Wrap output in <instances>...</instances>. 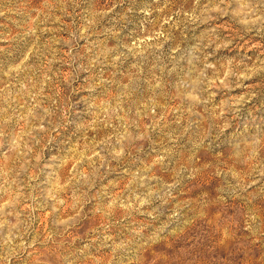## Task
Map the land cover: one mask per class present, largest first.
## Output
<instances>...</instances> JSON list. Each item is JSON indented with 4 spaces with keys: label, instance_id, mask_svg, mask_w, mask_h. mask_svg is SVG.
Segmentation results:
<instances>
[{
    "label": "rangeland",
    "instance_id": "obj_1",
    "mask_svg": "<svg viewBox=\"0 0 264 264\" xmlns=\"http://www.w3.org/2000/svg\"><path fill=\"white\" fill-rule=\"evenodd\" d=\"M0 264H264V0H0Z\"/></svg>",
    "mask_w": 264,
    "mask_h": 264
}]
</instances>
